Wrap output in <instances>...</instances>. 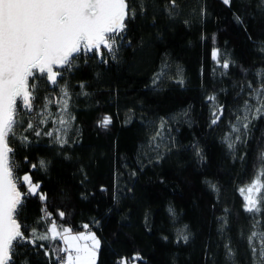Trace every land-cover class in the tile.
Instances as JSON below:
<instances>
[{
    "label": "trees",
    "instance_id": "16d2710c",
    "mask_svg": "<svg viewBox=\"0 0 264 264\" xmlns=\"http://www.w3.org/2000/svg\"><path fill=\"white\" fill-rule=\"evenodd\" d=\"M133 2L116 56L82 54L59 87L37 82L33 112L9 138L14 175L39 185L20 205L21 231L50 235L54 222L93 232L96 264L134 254L136 264H264L256 243L264 242V188L259 213L245 210L240 191L264 153V115L250 113L229 141L245 102L255 104L249 85L264 82V0H176L171 15L169 0H144V11ZM56 245L22 242L12 259L57 264Z\"/></svg>",
    "mask_w": 264,
    "mask_h": 264
},
{
    "label": "snow or ice",
    "instance_id": "6c2138e0",
    "mask_svg": "<svg viewBox=\"0 0 264 264\" xmlns=\"http://www.w3.org/2000/svg\"><path fill=\"white\" fill-rule=\"evenodd\" d=\"M169 2L171 15L178 5L176 0ZM223 2L230 4V0ZM138 6L144 11V0H138ZM136 7L133 0H0V264H14L15 248L22 242L34 244L37 239L62 241V247L56 245L52 250L57 264H96L100 241L94 233L75 235L70 227L61 225L58 229L51 222L50 235L37 236L33 230L29 237H25L18 223L22 193L17 185L21 181L27 184L28 194H35L39 185L33 184L28 174L22 178L14 175L18 165L9 138L13 142L17 140V130L23 123L25 110L33 112L37 82H50L52 86L59 87L64 74L76 67L82 54L87 56L91 53L92 58L103 62L116 56L119 50L117 42L124 41L121 34L127 28L125 21L135 19ZM213 55L216 57L218 54ZM223 67L228 68V63L225 62ZM257 76L264 77V71L258 72ZM249 88L255 104L245 102L243 120L238 117V124L233 129L236 132L248 127L250 113L264 115V82L257 88L251 85ZM62 92L64 100L60 111L66 113L68 92L66 89ZM209 99L214 100L215 97ZM217 120L218 117L212 123ZM59 123L67 125L69 120L60 117ZM109 123L111 120L106 117L102 125L107 127ZM27 128L33 129V125L28 123ZM33 131L40 135L39 131ZM47 134L51 135L50 132ZM156 135H160L159 131ZM19 139L23 142L27 137ZM66 142L61 138V143ZM258 161L249 186L246 190L240 189L242 194L247 193L245 210L249 213L262 210L259 193L264 188V153L260 154ZM44 164L40 161L41 167ZM63 215L62 212L59 214L60 217ZM255 237V232L249 237L254 256L257 248L252 241ZM182 238L185 242L188 239L187 236ZM256 243L260 246L261 257H264V242L257 240ZM228 255H233L230 249ZM141 259L134 254L131 261L121 258L119 264H136Z\"/></svg>",
    "mask_w": 264,
    "mask_h": 264
},
{
    "label": "rangeland",
    "instance_id": "374dc122",
    "mask_svg": "<svg viewBox=\"0 0 264 264\" xmlns=\"http://www.w3.org/2000/svg\"><path fill=\"white\" fill-rule=\"evenodd\" d=\"M19 102V101H18ZM59 134H60V132H59ZM236 136H237V132L236 131H234L233 132V134L230 136V138H229V141L230 142H234V141H236L237 139H236ZM261 193H262V189H261V191H260V193H259V198L261 197ZM245 195L247 194L246 193V191H245V193H244ZM72 234H75V235H84V234H93V232H81V233H74V232H72ZM96 236V235H95ZM97 237V236H96ZM97 239H98V237H97ZM99 240V239H98ZM99 247H100V245H99ZM97 258H98V252H97ZM96 262H97V260H96Z\"/></svg>",
    "mask_w": 264,
    "mask_h": 264
},
{
    "label": "built area",
    "instance_id": "2783aa9c",
    "mask_svg": "<svg viewBox=\"0 0 264 264\" xmlns=\"http://www.w3.org/2000/svg\"><path fill=\"white\" fill-rule=\"evenodd\" d=\"M122 34H123V33H122ZM122 34H121V35H122ZM118 42H119V41H118ZM118 42H117V43H118ZM102 50H103V48L101 49V51H102ZM17 187H18V190L22 193V204H23L24 199L28 197V193H27V192H22V191L20 190V184H19V183H18ZM22 204H21V205H22ZM47 213H48V212H45V214H47Z\"/></svg>",
    "mask_w": 264,
    "mask_h": 264
},
{
    "label": "water",
    "instance_id": "95a60500",
    "mask_svg": "<svg viewBox=\"0 0 264 264\" xmlns=\"http://www.w3.org/2000/svg\"><path fill=\"white\" fill-rule=\"evenodd\" d=\"M50 83V82H49Z\"/></svg>",
    "mask_w": 264,
    "mask_h": 264
}]
</instances>
